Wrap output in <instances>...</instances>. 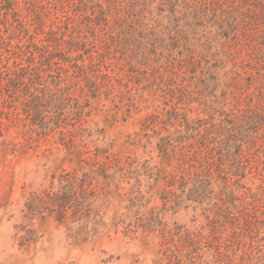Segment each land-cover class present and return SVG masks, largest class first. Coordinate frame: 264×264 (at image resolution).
I'll use <instances>...</instances> for the list:
<instances>
[{
	"label": "rangeland",
	"instance_id": "374dc122",
	"mask_svg": "<svg viewBox=\"0 0 264 264\" xmlns=\"http://www.w3.org/2000/svg\"><path fill=\"white\" fill-rule=\"evenodd\" d=\"M0 264H264V0H0Z\"/></svg>",
	"mask_w": 264,
	"mask_h": 264
}]
</instances>
